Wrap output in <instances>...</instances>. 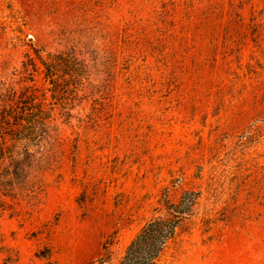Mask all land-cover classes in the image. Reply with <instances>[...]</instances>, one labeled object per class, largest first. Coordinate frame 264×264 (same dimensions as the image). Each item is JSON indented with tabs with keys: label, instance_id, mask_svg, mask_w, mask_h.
<instances>
[{
	"label": "rangeland",
	"instance_id": "374dc122",
	"mask_svg": "<svg viewBox=\"0 0 264 264\" xmlns=\"http://www.w3.org/2000/svg\"><path fill=\"white\" fill-rule=\"evenodd\" d=\"M33 49L87 75L42 192L1 199L0 264L113 261L173 185L200 198L160 264H264V0H0V81Z\"/></svg>",
	"mask_w": 264,
	"mask_h": 264
},
{
	"label": "trees",
	"instance_id": "16d2710c",
	"mask_svg": "<svg viewBox=\"0 0 264 264\" xmlns=\"http://www.w3.org/2000/svg\"><path fill=\"white\" fill-rule=\"evenodd\" d=\"M33 50L34 55L26 54L22 61L15 84L0 81V210L2 197L33 199L42 192L41 174L55 153V111L70 116L87 75L86 64L73 50ZM36 74L42 76L41 84ZM45 145L50 147L46 155L40 152ZM173 186L179 189L178 196L171 198L170 188H165L161 213L141 226L118 258L111 261V255H106L100 264H160L164 260L179 234L191 226L200 198L199 191Z\"/></svg>",
	"mask_w": 264,
	"mask_h": 264
}]
</instances>
